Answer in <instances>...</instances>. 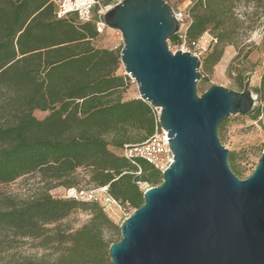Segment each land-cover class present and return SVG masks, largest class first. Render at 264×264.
<instances>
[{
  "label": "trees",
  "instance_id": "16d2710c",
  "mask_svg": "<svg viewBox=\"0 0 264 264\" xmlns=\"http://www.w3.org/2000/svg\"><path fill=\"white\" fill-rule=\"evenodd\" d=\"M56 2L0 0V185L26 175H38L41 183L25 197L0 199V246L31 238L55 254L11 264H111L108 249L120 239L119 225L95 200L50 191L106 186L126 213L141 205L143 184L157 185L161 172L123 149L154 132L157 109L140 97L122 96L130 78L118 73L121 50L95 44L107 34L96 32L95 19L81 21L75 13L57 18ZM239 4H253L264 18V0H193L187 8L186 41L205 31L217 39L200 56L201 75L225 46L236 45L244 25ZM167 41L179 43V33ZM238 84L244 85L241 77ZM260 92L264 96V79ZM263 107L244 115L255 118ZM35 110L46 115L38 118ZM226 122L218 127L221 143ZM234 158L229 151V166L239 177ZM82 179L89 187L79 185ZM76 211L87 212V221L77 228L62 225Z\"/></svg>",
  "mask_w": 264,
  "mask_h": 264
},
{
  "label": "water",
  "instance_id": "95a60500",
  "mask_svg": "<svg viewBox=\"0 0 264 264\" xmlns=\"http://www.w3.org/2000/svg\"><path fill=\"white\" fill-rule=\"evenodd\" d=\"M122 39L120 60L139 97L158 109L172 162L119 224L111 264H264V147L245 178L233 173L218 127L254 97L211 85L198 93L200 57L171 51L180 30L165 0H119L104 15Z\"/></svg>",
  "mask_w": 264,
  "mask_h": 264
},
{
  "label": "rangeland",
  "instance_id": "374dc122",
  "mask_svg": "<svg viewBox=\"0 0 264 264\" xmlns=\"http://www.w3.org/2000/svg\"><path fill=\"white\" fill-rule=\"evenodd\" d=\"M192 1L168 0V4L174 11H186ZM235 10L238 17L244 21L243 28L239 30L236 45L225 46L219 61L211 68L202 71V75L198 68L200 77L196 86L199 94L211 85L241 91L243 86L238 84V79L241 77L243 84L246 80L249 82L248 88L255 98L252 108L255 111L258 107L262 108L264 104V96H261L260 92V85L264 79V18H259L255 14L253 4H239ZM167 43L171 51L180 49L179 43L168 41ZM95 44L116 50H121L123 45L121 36L111 32L99 36ZM118 73L126 74L122 64ZM129 78V86L122 96L124 98L139 97L136 82ZM34 115L41 118L46 115V112L35 110ZM226 120L222 129V142L235 155L232 164L239 171V178H245L252 172L264 147V107L255 118L251 115L235 114ZM40 184L38 175H26L14 182L1 184L0 199L5 195L25 197L33 193ZM79 185L89 187L83 179L79 181ZM143 187L149 186L143 184ZM64 189L62 186L55 187L50 193L54 196L63 195ZM122 217H124L122 212L118 211L111 220L119 225ZM88 218L87 212L76 211L62 220V225L77 228ZM106 234L109 235V233ZM12 244L10 248L0 246V264H11L14 260L24 257L38 259L44 256L51 259L55 256L51 247L44 249L37 239H17Z\"/></svg>",
  "mask_w": 264,
  "mask_h": 264
},
{
  "label": "built area",
  "instance_id": "2783aa9c",
  "mask_svg": "<svg viewBox=\"0 0 264 264\" xmlns=\"http://www.w3.org/2000/svg\"><path fill=\"white\" fill-rule=\"evenodd\" d=\"M118 1L119 0H108V2H103L102 0H57L56 17L62 18L69 13H75L81 21L95 19V30L98 34L111 32L121 36L119 31L108 28L103 20L104 13ZM175 16L181 24L180 30L177 32L179 33V50L189 51L200 57L217 42L216 37L212 33L205 31L196 40L188 43L182 30L186 22L190 19L189 13L187 11H175ZM123 153L127 157L138 156L145 159L160 172L165 170L173 160V155L168 145V137H166V130L161 128L159 123L156 124L154 132L145 141L133 145H126L123 149ZM63 196L82 201L95 200L110 219H112L118 211L122 212L124 216L121 221L129 215V213L124 212L120 204L107 193L106 186L65 188Z\"/></svg>",
  "mask_w": 264,
  "mask_h": 264
},
{
  "label": "crops",
  "instance_id": "0c3cea01",
  "mask_svg": "<svg viewBox=\"0 0 264 264\" xmlns=\"http://www.w3.org/2000/svg\"><path fill=\"white\" fill-rule=\"evenodd\" d=\"M103 2H108V0H102Z\"/></svg>",
  "mask_w": 264,
  "mask_h": 264
}]
</instances>
